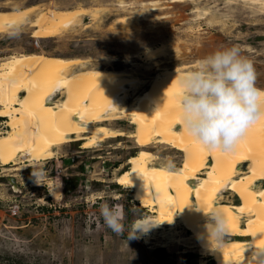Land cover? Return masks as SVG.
<instances>
[{
    "label": "bare ground",
    "instance_id": "1",
    "mask_svg": "<svg viewBox=\"0 0 264 264\" xmlns=\"http://www.w3.org/2000/svg\"><path fill=\"white\" fill-rule=\"evenodd\" d=\"M98 11L2 10L0 35L36 20L32 37L50 39ZM161 52L148 48L140 58L150 63ZM89 66L44 52L0 66V118L7 128L0 134V166L48 161L72 142L93 149L129 138L137 152L115 182L151 214L135 221L138 236L181 225L198 240L202 257L216 264H264V89H237L216 105L213 97L193 96L199 72L164 68L145 89L132 74ZM124 120L130 132L114 127ZM157 146L179 151L183 163L171 168L152 153ZM50 196L56 199L57 191Z\"/></svg>",
    "mask_w": 264,
    "mask_h": 264
},
{
    "label": "rangeland",
    "instance_id": "2",
    "mask_svg": "<svg viewBox=\"0 0 264 264\" xmlns=\"http://www.w3.org/2000/svg\"><path fill=\"white\" fill-rule=\"evenodd\" d=\"M30 6L99 11L50 39L32 37L36 20L0 35V66L20 54L44 52L83 59L89 68L132 74L145 89L160 70L178 67L199 72L203 77L195 81L193 96L213 97L216 105L237 89H264L260 3L0 0V11ZM156 47H162L161 57L150 63L140 58L143 50ZM129 126L124 120L114 127L130 132ZM6 129L0 118V134ZM79 143L54 149L48 161L30 165L19 159L0 166V264H216L202 257L198 240L181 225L175 232L166 227L138 236L134 231L135 221L151 214L139 206L131 189L115 182L137 152L131 139L110 140L93 149H82ZM152 153L171 168L183 163V154L167 146ZM51 190L57 191L56 199ZM13 204L19 206L14 214Z\"/></svg>",
    "mask_w": 264,
    "mask_h": 264
},
{
    "label": "built area",
    "instance_id": "3",
    "mask_svg": "<svg viewBox=\"0 0 264 264\" xmlns=\"http://www.w3.org/2000/svg\"><path fill=\"white\" fill-rule=\"evenodd\" d=\"M11 209V211H12V213L14 214L17 210H19V206L17 205V204H13V205H11V207H10ZM19 212V211H18Z\"/></svg>",
    "mask_w": 264,
    "mask_h": 264
},
{
    "label": "water",
    "instance_id": "4",
    "mask_svg": "<svg viewBox=\"0 0 264 264\" xmlns=\"http://www.w3.org/2000/svg\"><path fill=\"white\" fill-rule=\"evenodd\" d=\"M21 95H22V93L19 94V96H21Z\"/></svg>",
    "mask_w": 264,
    "mask_h": 264
},
{
    "label": "flooded vegetation",
    "instance_id": "5",
    "mask_svg": "<svg viewBox=\"0 0 264 264\" xmlns=\"http://www.w3.org/2000/svg\"><path fill=\"white\" fill-rule=\"evenodd\" d=\"M39 190H41V189H39Z\"/></svg>",
    "mask_w": 264,
    "mask_h": 264
}]
</instances>
